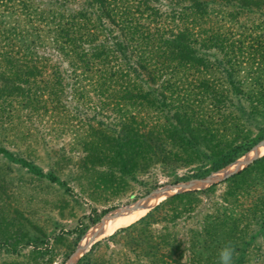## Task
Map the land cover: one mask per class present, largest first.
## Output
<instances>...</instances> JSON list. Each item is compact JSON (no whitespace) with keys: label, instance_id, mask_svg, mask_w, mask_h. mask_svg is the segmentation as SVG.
<instances>
[{"label":"rangeland","instance_id":"obj_1","mask_svg":"<svg viewBox=\"0 0 264 264\" xmlns=\"http://www.w3.org/2000/svg\"><path fill=\"white\" fill-rule=\"evenodd\" d=\"M0 148V264H264V0H0Z\"/></svg>","mask_w":264,"mask_h":264},{"label":"bare ground","instance_id":"obj_2","mask_svg":"<svg viewBox=\"0 0 264 264\" xmlns=\"http://www.w3.org/2000/svg\"><path fill=\"white\" fill-rule=\"evenodd\" d=\"M164 192L165 191L160 192V193H156V194H153V195H151L145 199H142L141 201L134 204V206H135L134 208L128 206V208H129L128 210L127 209H123L122 211H121V209L118 210V211H121L120 214H115L114 217H116V218L113 217L114 219L107 225V227L104 230L111 229L117 225H123V224L137 218L138 216L143 214L148 209V207H150L154 202L163 198L165 196ZM118 211L116 210L113 212H118ZM104 223H105V221H102L99 225L98 224L95 225L94 228L90 231V234L87 235V238H88L87 244L85 245L82 242L80 243V241L82 240V239H80V241H79L80 244L78 243V247L80 245L81 247L86 248L88 243L97 237V235H98V233H99V231H100V229ZM71 262H72V260L68 264H71Z\"/></svg>","mask_w":264,"mask_h":264},{"label":"trees","instance_id":"obj_3","mask_svg":"<svg viewBox=\"0 0 264 264\" xmlns=\"http://www.w3.org/2000/svg\"><path fill=\"white\" fill-rule=\"evenodd\" d=\"M0 152H5V153H8L7 151H5V150H3L2 148H0ZM219 167V165H216V166H213V169H217ZM203 190H193V191H186V192H182V193H180V194H173V195H171V196H169L168 198H166L164 201H162V202H159L158 204H156L153 208H152V210H149L148 212H146L143 216H141L139 219H137L135 222H133V223H130V224H128V225H126V226H122V227H120V228H118V229H116V230H114V232L112 233V234H110L109 236H108V239L110 238V237H112L114 234H116V233H118V232H120V231H125V230H127V229H129V228H131L135 223H146V222H153V221H155L154 219L155 218H152V220H148V218L149 217H151V212L152 211H154V210H157V209H161V208H163V206H170L171 204H172V202L174 201V200H176V199H178V198H184V199H188V200H190L191 198H192V194L193 193H198V192H202ZM170 209H171V214L172 215H174L175 214V212H176V207H170ZM104 211H102V213H103ZM174 213V214H173ZM97 217H95V218H89V223L90 224H93V223H95L96 221H97ZM85 228H86V226H84ZM85 228H82V230L80 231V233H79V235H78V238L80 237V235L83 233V231H84V229ZM169 255V254H168ZM83 258L84 257H82V258H78V260L76 261V263L75 264H83L81 261L83 260Z\"/></svg>","mask_w":264,"mask_h":264},{"label":"water","instance_id":"obj_4","mask_svg":"<svg viewBox=\"0 0 264 264\" xmlns=\"http://www.w3.org/2000/svg\"><path fill=\"white\" fill-rule=\"evenodd\" d=\"M198 182V181H197ZM196 182V183H197ZM188 187V184L187 183H177V184H173V185H171L169 188H167V189H161V190H158V191H155V192H152V193H149L148 195H146L145 197H143L142 199H145V198H147V197H149V196H151V195H153V194H156V193H160V192H163V191H166V190H168V189H171V190H173V189H176V192H178V191H180L181 189H185V188H187ZM176 192H173L172 194H174V193H176ZM168 194H169V192H168ZM168 194H166V195H168ZM172 194H169V195H172ZM165 195V196H166ZM142 199H140V200H138V201H136V202H133L132 204H127V205H125V206H123V207H120V208H118V209H114V210H111V211H109V212H106L101 218H100V220H98L93 226H95V225H99L102 221H105L106 223L110 220V219H112L114 216H115V214H120V212L123 210V209H129L128 208V206H130V207H135L134 206V204L135 203H137V202H139V201H141ZM121 209V211H118V210H120ZM118 211V212H113V211ZM92 226V227H93ZM80 241V240H79ZM92 242V240L88 243V245H87V247L90 245V243ZM77 247H78V245H77ZM77 247H76V249H75V251L77 250ZM86 247V248H87ZM74 251V252H75ZM73 252V253H74ZM72 253V254H73ZM72 256V255H71ZM71 256H70V259H69V261L70 260H72V258H71ZM71 264H72V262H71Z\"/></svg>","mask_w":264,"mask_h":264},{"label":"clouds","instance_id":"obj_5","mask_svg":"<svg viewBox=\"0 0 264 264\" xmlns=\"http://www.w3.org/2000/svg\"><path fill=\"white\" fill-rule=\"evenodd\" d=\"M233 251L231 246L225 245L219 253L220 264H231Z\"/></svg>","mask_w":264,"mask_h":264}]
</instances>
